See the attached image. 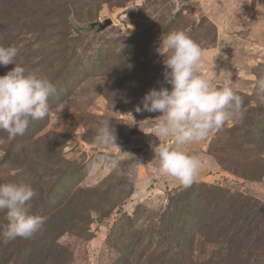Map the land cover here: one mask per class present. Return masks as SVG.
<instances>
[{
  "label": "rangeland",
  "instance_id": "obj_1",
  "mask_svg": "<svg viewBox=\"0 0 264 264\" xmlns=\"http://www.w3.org/2000/svg\"><path fill=\"white\" fill-rule=\"evenodd\" d=\"M175 30L202 48L200 74L244 102L242 119L184 146L204 164L186 189L159 175L153 146L174 145L154 135L160 113L135 111L171 87L160 45ZM0 46L56 88L45 119L11 142L0 131V183L31 184V212L48 218L0 243V264H264V0H0ZM108 120L118 147L103 149ZM120 150L121 174L91 167Z\"/></svg>",
  "mask_w": 264,
  "mask_h": 264
},
{
  "label": "clouds",
  "instance_id": "obj_2",
  "mask_svg": "<svg viewBox=\"0 0 264 264\" xmlns=\"http://www.w3.org/2000/svg\"><path fill=\"white\" fill-rule=\"evenodd\" d=\"M39 48L38 43L33 45L34 51ZM160 48L164 49L160 51L164 57V81L171 87L150 89L135 111L160 113L155 118L154 135L159 141L171 138L174 145L159 142L153 146L155 158L159 160V175L172 178L186 189L198 178L204 164L199 155L185 152L184 146L206 140L229 121L242 119L244 102L230 83L217 86L200 74L203 50L184 31L168 33L161 38ZM18 55L17 47L0 46V66L15 65L0 76V131L7 133L9 142L22 136L32 120H43L49 115V97L56 92L46 75L27 72L18 64ZM223 72L231 81V73ZM254 94L264 103V78L256 81ZM116 141L109 120L104 121L94 138L95 145L110 149L117 146ZM124 153L127 152L121 151L115 156L108 152L100 154L91 167L103 162L119 175ZM36 196L37 192L27 182L0 183V212H5L8 220L7 227L0 231V243L7 245L18 238L33 239L42 231L48 218L32 214V201Z\"/></svg>",
  "mask_w": 264,
  "mask_h": 264
}]
</instances>
